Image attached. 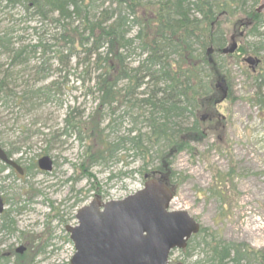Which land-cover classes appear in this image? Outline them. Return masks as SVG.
Instances as JSON below:
<instances>
[{
  "label": "rangeland",
  "instance_id": "rangeland-1",
  "mask_svg": "<svg viewBox=\"0 0 264 264\" xmlns=\"http://www.w3.org/2000/svg\"><path fill=\"white\" fill-rule=\"evenodd\" d=\"M248 1L244 13L250 7L252 12L264 6V0ZM97 5H101L100 0H94V6ZM2 6L4 3L0 4V35L12 30V36L20 38V46H36L43 41L51 46L53 53L42 55L37 49L30 55L28 68L31 69L21 77L29 78L28 86H20L15 92L47 89L53 83L56 86L47 101L7 108L0 105V144L5 151H13V161L24 171L23 176L9 169L0 173L4 212L9 211L15 222L13 234L0 235V254L23 247L22 254L37 253L34 264H69L74 248L65 227L76 225L78 209L94 198L102 202L119 201L134 194L142 189L145 174L151 173L158 179L154 170L160 167L157 152L163 145L160 142L154 146L144 159L120 153L110 160L105 156L106 162H99L104 157L99 152L104 138L106 143H112L127 137L133 127L142 134L147 132L140 125L143 117L136 118L135 109L124 116L122 111L127 110L115 106L109 116L107 109L98 111L99 96L93 90L98 69L91 65L92 60L81 50L62 58L65 46L58 42L57 31L49 24L51 16L40 23L37 17L25 16L22 9H1ZM245 17L242 11L231 10L220 19L216 30L224 33L228 41L231 23ZM260 19L256 32L264 36V9ZM9 20L15 21V25ZM253 28L254 25L245 29L244 38L237 42L239 50L232 56L216 53L220 56L219 73L226 83L228 97L210 109L212 119L205 122L210 123L207 127L211 134L199 142H186L168 160L166 170L174 187L168 209L186 212L200 230H206L189 241L185 250L172 251L168 264H216L209 250L219 241L264 252V86L257 87L254 78L258 72L251 73L243 62L249 55L264 60V50L256 49L260 39L247 34ZM135 33L133 29L128 37ZM58 52L62 58L59 62L53 58L59 57ZM9 58L5 53L0 54V65H6ZM141 59L132 56L135 62L132 67ZM42 61H48L51 67L49 77L35 81L30 71ZM12 73L21 74L19 69ZM88 90L92 91L90 96ZM95 117L99 129H105L101 135L88 124ZM177 122L183 130L190 128L192 119L188 116ZM42 157L52 161L51 172L38 169L37 161ZM13 260L14 256L10 261Z\"/></svg>",
  "mask_w": 264,
  "mask_h": 264
},
{
  "label": "trees",
  "instance_id": "trees-1",
  "mask_svg": "<svg viewBox=\"0 0 264 264\" xmlns=\"http://www.w3.org/2000/svg\"><path fill=\"white\" fill-rule=\"evenodd\" d=\"M246 1L173 0L170 4L167 0H157L153 3H144L141 0H117L118 8H122L127 13V21L131 17L137 25V33L131 39L122 32L120 20L106 23V18H103L101 14L97 17L90 16L94 0H0V4L4 3V8L16 3L21 4L31 11V15L37 17L40 23L46 22L49 15L55 16L59 22L62 21L61 26L56 29L58 42L65 46V56L62 58L66 59L67 56H72L81 50L88 60H92L91 65L98 69L93 83L94 90L99 95L98 111L100 108L108 110L114 109L113 106L116 108L128 106L127 111H122L124 116L135 109L136 118L143 117L142 121L147 122V132L143 134L133 127L127 132V137L112 143H106L107 138H104L99 151L104 157H100L98 161L106 162L105 156H108L107 160H110L114 154L120 153L131 154L133 157L142 156L141 158L144 159L143 156L161 141L163 149L157 152L160 167L154 171L172 186L170 177L168 174L165 175L168 171L166 170L168 160L179 151L180 147L183 148L186 142L190 140L199 142L205 134L210 133V127H207L210 123H200L197 117L200 113L214 107L218 96L214 89V82L220 73L214 74L219 69L217 59L220 56L216 53H219L228 41L224 33L218 32L216 28L220 24V19L229 15L231 10L244 13L245 4L249 2ZM67 4L72 7L69 13L65 9ZM250 18L251 21L255 20V16L252 18L251 15ZM52 19L49 20L50 25L53 24ZM241 20L237 19L231 23V34L240 26ZM9 22L15 25V21L9 20ZM260 22V19L257 23L254 22V28L249 33L260 39L256 43L257 51L264 50L263 38L256 32ZM12 34V30H7L0 35V54L5 51L10 57L6 65H0L2 75L17 69L21 72L26 66L24 59L26 53L32 55L39 49L42 55L53 54L50 50L51 46L43 41H39L36 46H22L15 49L20 42H12ZM133 42H139L140 51H148L150 56L142 62V64L147 63V68L141 65L130 71L138 74L141 69L143 70V74L139 77L135 76L132 81L124 63L130 57ZM68 46L74 54L70 53ZM58 54L59 57L53 58L58 59L59 62L62 58H60L61 53L58 52ZM262 66L263 68L254 78L257 87L264 86V60ZM50 68L48 61H42L38 68L34 69L33 76L43 81L49 77ZM149 76L154 78L155 85L158 87L148 92L149 98L141 100L140 106L136 108L130 106V94L144 85L143 78ZM120 84L125 85L119 87ZM54 86H56L55 83L47 89L23 92L18 95L8 88L2 78L0 101L8 96L14 98L15 106L17 104L20 106L21 103L31 105L37 101H47L53 93ZM178 93L183 95V100L179 103L172 97L173 94ZM37 94L42 95V98H38ZM98 111L96 110L97 114ZM188 116L192 119L190 128L180 129V124L176 125V122ZM95 119L96 117L88 124L94 132H99L101 135L105 129L100 130L99 123H96ZM180 138L186 141L183 142ZM0 146L2 147L1 144ZM6 154L11 156L13 153L6 151ZM5 168L0 165V173ZM10 215L9 211L0 215V235L5 234L3 232L5 229L9 234L15 232V222ZM200 232H206V230ZM196 236L192 237L190 242ZM201 241L205 243L204 240ZM209 252L210 258L216 264H251L253 262L264 264V252L253 251L248 246L219 241L210 247ZM36 254L17 255L13 251L8 255L0 254V264H34ZM12 256H14L13 262L10 261Z\"/></svg>",
  "mask_w": 264,
  "mask_h": 264
},
{
  "label": "water",
  "instance_id": "water-1",
  "mask_svg": "<svg viewBox=\"0 0 264 264\" xmlns=\"http://www.w3.org/2000/svg\"><path fill=\"white\" fill-rule=\"evenodd\" d=\"M264 6L257 9L261 12ZM237 44L234 39L221 53L231 55ZM254 70L256 62L247 58ZM219 96L215 104L227 97L223 80L215 82ZM203 120V119H202ZM0 163L19 175L21 168L8 159L0 148ZM39 170L50 172L48 157L38 160ZM146 178V177H145ZM165 180H147L143 188L119 201L102 203L95 198L76 213L77 226L65 228L74 247L70 264H167L170 251L184 249L199 225L184 211H168L172 192ZM3 203L0 198V214ZM24 248L15 252L21 254Z\"/></svg>",
  "mask_w": 264,
  "mask_h": 264
},
{
  "label": "bare ground",
  "instance_id": "bare-ground-1",
  "mask_svg": "<svg viewBox=\"0 0 264 264\" xmlns=\"http://www.w3.org/2000/svg\"><path fill=\"white\" fill-rule=\"evenodd\" d=\"M142 2H144L145 0H141ZM167 1H169L170 2V4H172V1L173 0H167ZM248 1V0H247ZM246 1V2H247ZM248 3V2H247ZM246 3V4H247ZM100 6L98 7V5L97 6H94V7H92V11L90 12V16L91 17H97L99 14H101V15H103V18H106V23H112L114 20H120V23L122 24V32H125L126 33V35H131V32L133 31V29H135L136 30V33H137V25L135 24V22H134V20H133V18H129L128 19V21H127V13H125V11H123V9L122 8H118L119 7V4H118V2H117V0H100ZM245 4V5H246ZM5 5V4H4ZM246 7V6H245ZM11 9V8H19V9H22L23 11V13L25 14V16H28L29 15V17H35L34 15H31V13H29V11L27 10V9H25V7L23 6V5H21V4H18V3H16V4H14V5H11V6H8V7H6V8H4V6H2V9ZM118 8V9H117ZM252 7H250V8H248L249 10L247 11V13H245L246 14V17L245 18H243L241 21H240V26L239 27H237V28H235V30L233 31V33H235V35H230V37H229V40H231L232 38L234 39V40H236L237 42L243 37L244 38V35H245V33H244V31H245V27H247V29H249L248 27L249 26H251V25H254V22L255 23H257L258 21H259V19H260V17H259V12H257V9H253V11L252 12H250ZM65 9H66V11H67V13H69V12H71V10H72V7L70 6V4H67V5H65ZM245 9V8H244ZM96 13H98L97 15H96ZM244 14V13H243ZM252 15V18H254V16H255V20L254 21H251V18H250V16ZM47 18H50V15L49 16H47ZM52 18V17H51ZM29 19V18H28ZM49 20V19H48ZM47 20V21H48ZM53 20V24H51V25H53L54 26V29L56 30V29H58V26H61V24H62V21H57L56 20V18L55 19H52ZM31 20H29L28 22H30ZM260 21H261V19H260ZM18 22V21H17ZM261 23V22H260ZM241 28H244V29H241ZM135 33V34H136ZM3 34V33H2ZM1 34V35H2ZM135 34H134V36H135ZM248 34V36H249V33H247ZM125 35V36H126ZM261 35V37L264 39V36H262V34H260ZM134 36L133 37H129L130 39L131 38H134ZM251 36V35H250ZM127 37V36H126ZM12 38H13V40H12V42H14V43H17V42H19L20 41V38L19 37H13L12 36ZM242 41V40H241ZM240 41V42H241ZM240 42H238V43H240ZM29 45V47L30 46H32V45H30V44H28ZM229 44L228 43H226L221 49H220V51H222L225 47H227ZM18 47H22V46H20V45H16L15 46V49H17ZM131 47H132V51H131V53H130V57L127 59V60H125V63H124V66H126V69L130 72L131 70H135V69H137V68H139V66H141L142 65V67H148V65H147V63H144V64H142V62H144V60L146 59V58H149V56H150V54H149V52L148 51H140V48H141V45H140V43L139 42H133L132 43V45H131ZM68 50L70 51V53L72 54H74V52L72 51V49H71V47L70 46H68ZM3 53H5V55H8V53L7 52H3ZM137 53V54H136ZM30 55L31 54H25L24 55V59L26 60V66H24L23 67V70L21 71V74H19L18 76L17 75H12V72H7V73H4L2 76V78H3V80L5 81V83L7 84V86H8V88L14 93V94H18V95H20L19 93H16L15 92V89H17V88H19L20 86H22V87H27L28 85H27V82H28V79L29 78H21L22 76H24L23 74H26L28 71L27 70H29V69H31V68H28L29 67V65H30V59H29V57H30ZM132 56H134V57H139V58H141V57H143V59H141V60H139V61H137V63H136V66L135 67H132V63L134 62V61H132ZM256 62H258V63H261V64H263V61L261 60V59H257V60H255ZM135 63V62H134ZM38 66H39V64H36V66L35 67H32V71H30V72H34V69L36 68H38ZM29 73V72H28ZM219 73V69H217L216 71H215V74L214 75H217ZM128 74V73H127ZM141 74H143V70L141 69L140 71H139V73L138 74H134V73H129L128 74V76L132 79V81L134 80V78H135V76L136 77H139ZM11 75V76H10ZM34 77V76H33ZM0 78H1V75H0ZM1 78V79H2ZM35 78V77H34ZM0 79V80H1ZM217 80H223V76L222 75H219V77L216 79V81ZM35 81H38V79H36L35 78ZM143 81H144V85H142V86H140L139 88H138V90H141V89H143V91L141 92V93H137V90L136 91H134V92H132V94H130V106H132V107H138V106H140V104H141V100H143V99H148L149 98V96H148V92H152V88H154V87H158V85H155V80H154V78H152L151 76H149V77H146V78H143ZM224 81V80H223ZM155 85V86H154ZM93 86H94V84H93ZM144 88H145V90H144ZM93 90H94V87H93ZM31 91H36V90H32L31 89ZM95 91V90H94ZM96 92V91H95ZM216 93H217V95L219 96V92H218V90L216 89ZM92 94V91H90V90H88V95L90 96ZM98 95V94H97ZM37 96H38V98H42L41 96L42 95H38L37 94ZM99 96V95H98ZM172 97L174 98L173 100H175L176 102H178L179 103V101H182L183 100V95L181 94V93H178V94H173L172 95ZM227 97H228V89H227ZM227 97L225 98V100L227 99ZM158 102V101H157ZM15 100H14V98H10L9 96L7 97V98H5V100H1L0 101V105H2L3 107H14L15 106ZM114 107V106H113ZM125 109H128V106H126V107H124ZM107 112H108V116H109V114L110 115H112L113 114V112H114V109H108L107 110ZM202 116L199 118V116L197 117V120L200 122V123H204L205 121H207V119H209V117L211 116V114H212V112L209 110V111H207V112H203V113H200ZM203 119V120H202ZM142 124V125H141ZM140 125L142 126V127H144V129H146L147 128V122L144 120V121H141L140 122ZM139 125V126H140ZM176 125H178V122H177V124ZM180 127V126H179ZM72 129V128H71ZM139 130V132L140 133H142L141 132V130L140 129H138ZM147 130V129H146ZM180 140H182L183 142L184 141H186V140H183V139H181L180 138ZM161 142V141H160ZM159 142V143H160ZM2 150H3V152L5 153V155L7 156V154H6V151L3 149V147H0ZM17 151H18V149H17ZM13 152V151H12ZM14 152H16V151H14ZM7 158L8 159H10V160H13L12 159V154H11V156H7ZM0 165H2V166H4V164H2V163H0ZM168 173L166 172L165 173V175H167ZM3 203V211H2V213L0 214V215H2L3 213H4V211H5V203L4 202H2ZM3 232L5 233V234H9V232H8V230L7 229H5V230H3ZM4 234V235H5ZM19 248H21V247H19ZM18 248V249H19ZM17 250V249H16ZM16 250H14V252L16 251ZM16 253V252H15Z\"/></svg>",
  "mask_w": 264,
  "mask_h": 264
},
{
  "label": "flooded vegetation",
  "instance_id": "flooded-vegetation-1",
  "mask_svg": "<svg viewBox=\"0 0 264 264\" xmlns=\"http://www.w3.org/2000/svg\"><path fill=\"white\" fill-rule=\"evenodd\" d=\"M249 56H250V55H249ZM249 56H247V57H249ZM249 65H251V64H249ZM261 65H262L261 63L257 64V65L255 66V70H254V71H256V70H258V69L260 70ZM250 67H251V66H250ZM254 71H253V72H254Z\"/></svg>",
  "mask_w": 264,
  "mask_h": 264
}]
</instances>
